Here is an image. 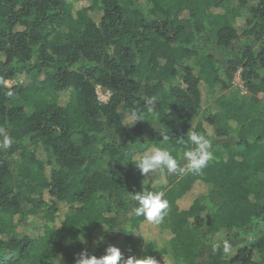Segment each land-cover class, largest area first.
<instances>
[{"label": "trees", "instance_id": "obj_1", "mask_svg": "<svg viewBox=\"0 0 264 264\" xmlns=\"http://www.w3.org/2000/svg\"><path fill=\"white\" fill-rule=\"evenodd\" d=\"M237 73L250 97L196 126L212 141L201 174L130 163L160 147L183 164L207 94ZM261 105L264 0H0V264L140 252L144 188L169 205L147 253L159 264H264V117L238 112Z\"/></svg>", "mask_w": 264, "mask_h": 264}, {"label": "clouds", "instance_id": "obj_2", "mask_svg": "<svg viewBox=\"0 0 264 264\" xmlns=\"http://www.w3.org/2000/svg\"><path fill=\"white\" fill-rule=\"evenodd\" d=\"M157 103L158 98L156 96L148 97L145 100V105L152 110ZM131 120L134 123L144 121L143 116L138 115L136 112L132 113ZM0 132H3V130L0 129ZM162 137L164 141L170 140L169 135ZM187 138L195 147L183 153V161H185L183 164L169 150L160 147H154L141 154L132 156L130 163L144 176H150L155 172H167L168 174L189 172L199 175L212 159V141L192 130L188 132ZM183 140L184 138H181L177 141L183 142ZM8 143L9 141L5 134L4 147H7ZM125 155L127 156L128 153H125ZM130 196L137 204L133 209V213L137 217L143 216L147 222L159 223L167 214L169 205L163 192H153L144 188L142 192L130 194ZM102 240L103 238L101 237ZM225 250H227V244H225ZM76 264H159V262L148 255L143 258L130 255L125 258L120 248L110 245L105 249V254L100 257L89 256L86 251L79 253L76 257Z\"/></svg>", "mask_w": 264, "mask_h": 264}, {"label": "rangeland", "instance_id": "obj_3", "mask_svg": "<svg viewBox=\"0 0 264 264\" xmlns=\"http://www.w3.org/2000/svg\"><path fill=\"white\" fill-rule=\"evenodd\" d=\"M82 2L79 3V6L81 7ZM247 20V14L243 13L241 16L234 20L235 24L238 26H242L245 24ZM23 81V77L17 76L15 80L9 81L7 84L9 87H14L17 84L21 83ZM108 93L109 91L104 90L103 88H100L99 90V97H101L102 101H106L108 99ZM250 95L246 91L244 87V83L241 80L240 73H237L234 79V83L232 85V88L227 91H221L220 89H215L213 91H210L207 94V98L205 100V103L203 105L202 109V115H200L195 122L192 125L191 130L195 132L196 126L200 120H202L203 116L206 114L212 113V114H220L222 115L223 109L221 105L223 103L234 101V103H243L246 98H249ZM223 100V101H222ZM219 102H223L222 104ZM238 103L236 105H238ZM246 105H249L248 103ZM236 109V107H234ZM27 110H29L27 108ZM239 115L245 116V117H264V105L257 106V107H251V109H238ZM31 224L34 225H42L43 220L41 219V216L32 217L30 220ZM162 228V222L154 223L149 222L148 225H146L142 230V235H144L145 242L143 244V248L140 252H138L135 248H133L135 251L132 253V255L136 256L137 258H143L149 251H154L155 246L158 247L162 244L161 239L159 237V231ZM32 231V229L28 228L27 231ZM137 236L136 233L135 240L133 242V247H136L137 243ZM153 253V252H152Z\"/></svg>", "mask_w": 264, "mask_h": 264}, {"label": "built area", "instance_id": "obj_4", "mask_svg": "<svg viewBox=\"0 0 264 264\" xmlns=\"http://www.w3.org/2000/svg\"><path fill=\"white\" fill-rule=\"evenodd\" d=\"M99 90H100V87L98 88V95H99ZM109 97H110V93H108V99L106 101H102L101 100V97H99V100L103 103H106L108 100H109Z\"/></svg>", "mask_w": 264, "mask_h": 264}]
</instances>
